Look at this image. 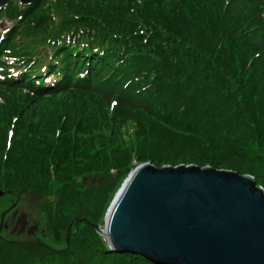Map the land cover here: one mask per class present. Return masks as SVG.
I'll return each instance as SVG.
<instances>
[{"label":"trees","instance_id":"obj_1","mask_svg":"<svg viewBox=\"0 0 264 264\" xmlns=\"http://www.w3.org/2000/svg\"><path fill=\"white\" fill-rule=\"evenodd\" d=\"M4 20L0 190L45 193L39 240L66 246L54 225L98 222L103 198L147 162L264 188V0H9ZM73 232L59 251L0 240V264H156L111 252L88 224Z\"/></svg>","mask_w":264,"mask_h":264},{"label":"water","instance_id":"obj_2","mask_svg":"<svg viewBox=\"0 0 264 264\" xmlns=\"http://www.w3.org/2000/svg\"><path fill=\"white\" fill-rule=\"evenodd\" d=\"M7 1L0 0V6ZM16 205L1 215L0 233ZM83 222L106 239L111 252L156 264H264V188L253 176L230 169L140 164L122 183L104 225L87 218H77L75 225ZM19 224L24 226L23 216ZM73 225L59 221L53 227L57 241L66 231L64 250L75 234ZM9 242L57 251L38 240Z\"/></svg>","mask_w":264,"mask_h":264},{"label":"rangeland","instance_id":"obj_3","mask_svg":"<svg viewBox=\"0 0 264 264\" xmlns=\"http://www.w3.org/2000/svg\"><path fill=\"white\" fill-rule=\"evenodd\" d=\"M10 27H11L10 22H8L6 20L0 21V32L1 33L6 32ZM112 111L113 110H110V112H112ZM126 124L127 125H124L123 132L119 138L120 139L119 142H121L122 145L125 142H129L130 140L132 141V139L135 137V131H136L135 127H137L135 121L128 120ZM114 174H115L114 170L108 172V177L106 178L107 181L112 180V176ZM248 175H250V174H248ZM251 176H253V175H251ZM126 178H127V176L125 178H122L121 181L116 185V187L111 192L108 193V196L103 198V200L101 202L102 205L100 207L98 206V208L96 209V212L98 214L100 213L99 218H98V222L91 221L92 223H94L96 225H100V226L104 225V219H105L107 210H108L111 202L113 201L115 195L119 191L122 183L124 182V179H126ZM91 182H93L95 184V187L100 186L99 184L101 183V181L98 178H86V179L82 180V183H84L85 185H87ZM3 192H4V195L2 197H0V218H1V215L7 209H9L13 204L17 203V205L14 208L19 209L20 212L23 211V212L27 213V215L29 217V221H30L29 224L30 225H28V228L29 229L35 228V229H37V231H39V233L35 237L34 236H30V237L19 236L18 237V236H15L14 234L10 235V233L7 230L2 229L1 233H0V237H2L4 240H7V241H4L2 239H0V240L3 242H7V243H11L9 241H13V240H19V241L38 240V241H41L38 238H40V234L42 235V233H44V228H43V219L44 218L42 216L40 209H41V204L47 198L45 196V193H43V192H37V193L29 192V193H23V194L11 193L10 195H6L5 191H3ZM11 202H13L12 205H10ZM77 218L78 217H76L72 221V222H74V225L72 228V233H73V230H75V227L78 229L81 224L85 223V222H83V223H80L79 226H76L75 220ZM0 223H1V219H0ZM91 228L97 232V230L95 228H93V227H91ZM97 234L100 235L98 232H97ZM41 242L45 243L47 246H49L50 248H53L57 251H59L60 249L64 250L67 247V246H64V247H62V248L60 247V249H58V247L54 243H52L51 241L50 242L49 241H41ZM59 242L62 245L64 243H66L65 236L64 237L62 236V239Z\"/></svg>","mask_w":264,"mask_h":264},{"label":"flooded vegetation","instance_id":"obj_4","mask_svg":"<svg viewBox=\"0 0 264 264\" xmlns=\"http://www.w3.org/2000/svg\"><path fill=\"white\" fill-rule=\"evenodd\" d=\"M14 202V201H13ZM10 205H12V203ZM23 216V222H24V226H21V224H19L17 226V222L19 221V219ZM29 217L27 215V213L23 212V211H19V209L14 208L13 210H11L9 213L6 214L5 218H4V225H3V229L7 230L10 235L14 234L15 236H25V237H30V236H36L39 231H37V229H29L28 225L29 224ZM17 226V227H16ZM66 235V231L62 232V236L64 237Z\"/></svg>","mask_w":264,"mask_h":264}]
</instances>
